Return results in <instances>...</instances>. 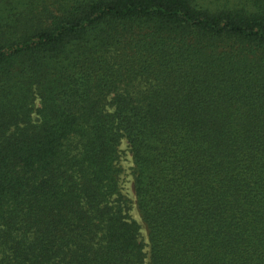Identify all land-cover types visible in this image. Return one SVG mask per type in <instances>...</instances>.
Listing matches in <instances>:
<instances>
[{
    "label": "trees",
    "instance_id": "obj_1",
    "mask_svg": "<svg viewBox=\"0 0 264 264\" xmlns=\"http://www.w3.org/2000/svg\"><path fill=\"white\" fill-rule=\"evenodd\" d=\"M0 264H264V0H0Z\"/></svg>",
    "mask_w": 264,
    "mask_h": 264
},
{
    "label": "rangeland",
    "instance_id": "obj_2",
    "mask_svg": "<svg viewBox=\"0 0 264 264\" xmlns=\"http://www.w3.org/2000/svg\"><path fill=\"white\" fill-rule=\"evenodd\" d=\"M121 166L123 167V174H122V188L123 193L131 200L133 205V210L131 211L132 218L140 222V217L135 207V196L132 186V176H131V169H132V158L130 155V150L126 143H123L121 146ZM147 234L145 229L142 230V239L145 243H147Z\"/></svg>",
    "mask_w": 264,
    "mask_h": 264
}]
</instances>
